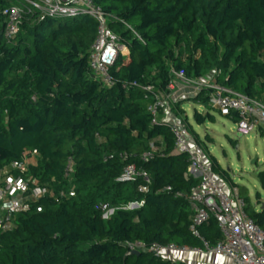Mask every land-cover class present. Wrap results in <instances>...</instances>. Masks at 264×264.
Returning a JSON list of instances; mask_svg holds the SVG:
<instances>
[{
    "label": "trees",
    "instance_id": "trees-1",
    "mask_svg": "<svg viewBox=\"0 0 264 264\" xmlns=\"http://www.w3.org/2000/svg\"><path fill=\"white\" fill-rule=\"evenodd\" d=\"M93 1L129 49L110 70L111 87L90 73L93 18L28 14L8 43L2 11L12 2L0 0V171L34 156L26 176L31 186L48 189L0 232V264H174L146 252L129 255L127 245L203 250V240L215 245L221 238L214 218L201 228L202 240L191 234L189 205L176 194L190 193L199 180L185 176L188 156L175 153L168 124H153L148 107L168 93L172 71L190 81L213 75L214 84L264 101V0ZM210 94L203 89L193 101L208 106ZM183 104L171 109L178 120ZM225 116L238 122L237 114ZM194 119L215 121L209 113L195 112ZM123 153L138 155L133 163L149 176L147 194L137 192L142 181L117 182L127 165ZM211 170L238 189L248 218L264 227V209L256 212L245 188L216 160ZM258 179L264 190V171ZM103 204L114 210L107 219Z\"/></svg>",
    "mask_w": 264,
    "mask_h": 264
},
{
    "label": "built area",
    "instance_id": "built-area-1",
    "mask_svg": "<svg viewBox=\"0 0 264 264\" xmlns=\"http://www.w3.org/2000/svg\"><path fill=\"white\" fill-rule=\"evenodd\" d=\"M11 4L2 11L6 20L4 37L11 43L18 35L20 24L25 15L40 13L53 19H76L91 17L97 23V34L92 44L88 64L92 78L106 87L113 85L110 70L119 56H127L129 49L121 44L119 37L110 29V16L96 5L93 0H11ZM134 34L132 28L126 25ZM173 73V79L169 85L168 93L156 95L154 102L148 107L153 116V124H157L160 113L170 112L172 107L179 102L175 94V86L180 82L184 86L194 87L198 93L203 90H211L209 106L223 115L237 114V132L246 135L255 130L264 128V101L250 98L238 92L214 84L213 75H209L201 81L185 79L184 73ZM168 124L175 138V153L188 156L189 167L185 176L199 180V184L190 193H177L176 197L184 199L191 212V234L202 240L200 230L214 218L221 238L215 245H210L203 240L204 249L198 250L208 254H214L228 258L232 264H264V227L255 224L246 214L247 204L240 197L237 188L227 192L224 186L215 178L209 167L189 144L188 130L177 122L162 121ZM127 163L123 172L117 179L121 184H135L141 182L137 188L139 194H147L150 187L148 174L137 167L133 160L138 155H120ZM151 158L149 154L142 156V160ZM26 157L13 162L9 167L0 171V232L13 228V218L29 201H38L48 194V189L39 185H30L26 174L29 166L35 164V159ZM141 159V158H140ZM73 162L70 160L67 170H72ZM15 173L16 175L12 174ZM171 192L170 188L164 189ZM73 196V193L70 194ZM144 205L129 203L123 210H135ZM37 212L41 209L37 208ZM104 213L112 215L114 210L108 204L100 206ZM256 212H260L259 210ZM130 251L146 252L156 257L165 258L176 251L188 252L187 247L175 245H153L147 248L143 243L128 244Z\"/></svg>",
    "mask_w": 264,
    "mask_h": 264
},
{
    "label": "rangeland",
    "instance_id": "rangeland-1",
    "mask_svg": "<svg viewBox=\"0 0 264 264\" xmlns=\"http://www.w3.org/2000/svg\"><path fill=\"white\" fill-rule=\"evenodd\" d=\"M180 89L184 91L183 94L180 93ZM180 89L177 88L174 92L180 93L178 99L184 103L182 105L184 113L178 111L177 123L187 128L191 149L196 150L209 167H212L216 160L235 186L245 188L251 205L261 209L264 205V190L260 185L258 174L264 171V128L242 135L237 132L236 123L228 117L212 109L209 104L202 106L193 101L198 94V90L194 87L181 84ZM195 112L202 116L209 113L215 121L207 120L199 125L194 119ZM171 114L173 115V112ZM161 118L159 115L160 122H162ZM185 118L189 126L182 121ZM218 181L223 184L227 192L232 191L231 185L220 179ZM107 216L111 215L108 213Z\"/></svg>",
    "mask_w": 264,
    "mask_h": 264
},
{
    "label": "crops",
    "instance_id": "crops-1",
    "mask_svg": "<svg viewBox=\"0 0 264 264\" xmlns=\"http://www.w3.org/2000/svg\"><path fill=\"white\" fill-rule=\"evenodd\" d=\"M177 88H181L180 82L176 83L175 90ZM180 90V93H184L182 89ZM180 93L176 94L179 95ZM161 117V121L178 122V119L175 116L174 112L173 115L171 114V112L162 113ZM32 159H34V156L30 160ZM262 207H264V205ZM262 207L261 209L257 207L254 208L256 211H262ZM165 258H167V260H171L174 264H232V261L228 258L216 256L214 254H208L205 252H199L198 250H191L188 252L176 251L172 255L166 256Z\"/></svg>",
    "mask_w": 264,
    "mask_h": 264
},
{
    "label": "water",
    "instance_id": "water-1",
    "mask_svg": "<svg viewBox=\"0 0 264 264\" xmlns=\"http://www.w3.org/2000/svg\"><path fill=\"white\" fill-rule=\"evenodd\" d=\"M262 209H264V207H262ZM129 255H139V252L137 251H132L129 253Z\"/></svg>",
    "mask_w": 264,
    "mask_h": 264
}]
</instances>
